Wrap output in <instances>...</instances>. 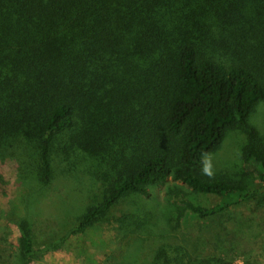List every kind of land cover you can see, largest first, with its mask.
I'll return each instance as SVG.
<instances>
[{"label": "trees", "instance_id": "1", "mask_svg": "<svg viewBox=\"0 0 264 264\" xmlns=\"http://www.w3.org/2000/svg\"><path fill=\"white\" fill-rule=\"evenodd\" d=\"M261 106L264 0H0V159L24 189L19 257L40 258L28 214L60 177L88 192L59 241L102 220L147 238L196 220L236 234L235 199L264 204ZM231 131L243 134L240 168L204 175ZM163 186L157 223L115 213ZM175 252L160 248L154 264L212 263Z\"/></svg>", "mask_w": 264, "mask_h": 264}, {"label": "rangeland", "instance_id": "2", "mask_svg": "<svg viewBox=\"0 0 264 264\" xmlns=\"http://www.w3.org/2000/svg\"><path fill=\"white\" fill-rule=\"evenodd\" d=\"M257 119L264 127V106L260 107ZM242 143L243 134L231 131L223 146L206 158L211 162L213 172L240 168ZM0 173L6 179L0 192V264H154V256L160 248L175 256V247H183L193 258L211 260V264H264V204L259 202L260 206L249 199H235L231 209L243 220V226L236 234L233 222L223 226L216 222L209 227L196 220L185 222L180 229L171 230L164 237L154 235L147 238L138 233L125 235L115 228L114 223L102 220L84 233L69 235L64 241H59L76 226V220L69 212L70 206L73 207L72 201L85 203L88 192L85 189L88 183L85 182L84 187L76 186L71 178L65 177L50 185L45 196L34 203V209L28 214L33 224L35 247L39 250L37 254L41 256L25 262L18 255L20 223L27 214L24 189L17 181L16 163L0 159ZM256 182L264 185V180L260 178ZM166 189V186L156 187L151 197L127 196L115 213L119 214L127 208L145 216L150 211L155 222L165 200ZM194 201L210 207L221 200L201 195ZM225 226L229 228L228 234ZM162 229L163 226H159L153 232ZM50 241H56V245L60 246L48 248Z\"/></svg>", "mask_w": 264, "mask_h": 264}, {"label": "clouds", "instance_id": "3", "mask_svg": "<svg viewBox=\"0 0 264 264\" xmlns=\"http://www.w3.org/2000/svg\"><path fill=\"white\" fill-rule=\"evenodd\" d=\"M202 172L204 175L208 176V177H212L214 175V172H213V167H212V164L210 161H206L204 163V167L202 169Z\"/></svg>", "mask_w": 264, "mask_h": 264}]
</instances>
